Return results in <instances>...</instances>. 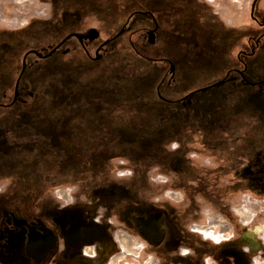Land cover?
<instances>
[{
	"label": "rangeland",
	"instance_id": "374dc122",
	"mask_svg": "<svg viewBox=\"0 0 264 264\" xmlns=\"http://www.w3.org/2000/svg\"><path fill=\"white\" fill-rule=\"evenodd\" d=\"M241 62L264 80V0H0V264H264V93L216 82Z\"/></svg>",
	"mask_w": 264,
	"mask_h": 264
},
{
	"label": "flooded vegetation",
	"instance_id": "af4514ba",
	"mask_svg": "<svg viewBox=\"0 0 264 264\" xmlns=\"http://www.w3.org/2000/svg\"><path fill=\"white\" fill-rule=\"evenodd\" d=\"M134 14H144V15H146L147 17H148V22H151V24L153 25V29H149V30H147V29H145L144 28V24H140L139 26H134L135 27V30L131 33V34H133V33H137V32H141L143 35H144V37L146 38V39H151V38H154L155 39V36H156V34H161V36L163 37V35H167V33H169V31H167V29L164 27L163 28V26H159V24H158V21L156 20V18L154 17V14L152 13V11L151 10H141V11H139V10H136L135 12H132V13H130L127 17H125V19L123 20V22L119 25V27H121L123 30L125 29V27L129 24V22H130V18L134 15ZM144 25V26H143ZM118 34H120V33H118ZM78 35V37H79V34H77ZM114 35V34H113ZM112 35V36H113ZM111 36V37H112ZM260 36V35H259ZM255 45L251 48V51H249L248 53L247 52H245L243 55H244V61H245V59H249L250 57H251V55L254 53V50L255 49H257L258 47H260L259 46V42L257 41V42H255L254 43ZM105 46V42H100L99 43V45H98V48L96 49V51H95V56H97V59L99 58V54H98V51H100L101 49H103V47ZM82 47H83V49L85 50V52L87 53V55L90 57V54H89V51H88V49H87V47L84 45V44H82ZM136 49V48H135ZM137 50V49H136ZM137 52L138 53H140V51H138L137 50ZM241 55H242V52H241V50L240 51H238V53H237V56H238V58L241 60V59H243L242 57H241ZM96 59V60H97ZM171 65V64H170ZM241 65H242V67L241 68H239V67H237V66H229L228 68H227V70H226V72H225V74L223 75V77L222 78H224V79H218L216 82L218 83V84H221V83H225V82H227V81H229V80H234L233 82L234 83H236V84H233V85H236V86H238L237 85V83H239V82H243V83H247V84H249V85H251V86H255V87H257L262 93H264V80H262V81H260V82H250V81H248L247 80V78H246V76H245V70L247 69V63L245 62V63H243V62H241ZM170 69H172V66H170ZM170 73L172 74L173 73V71H170ZM235 76V77H234ZM215 82V83H216ZM209 86H211V85H209ZM198 89H202V87H200V88H198ZM161 98V97H160ZM187 98H189V95H188V93H185L184 95H181V96H179V97H175V98H171V99H164V98H162V99H164V100H166V101H169V102H176V103H180V104H185V103H187L188 101H186V99ZM0 104H2V103H0ZM252 139V138H251ZM251 139H249L250 140V142H248L247 141V148H246V152H248L247 151V149L248 148H251L252 147V142H251ZM251 158H252V161L254 162V163H259V161L257 160V158L255 157V156H251ZM262 161V160H261ZM263 164V163H262ZM260 165V164H258V165H256V164H251V166H254V165H256V166H261V167H264V165ZM6 220V219H5ZM11 221H12V223L13 224H15V222L11 219ZM6 223L8 224V225H10L11 224V222H10V220H6ZM6 224V225H7ZM16 225V224H15ZM152 223L151 222H146L145 223V227L146 228H148V227H150V228H152ZM17 228H18V230L19 229H21V227L19 226V227H16V230H17ZM0 241L3 243V244H6L5 242H4V239L3 238H0ZM19 242L18 243H15V248L16 247H19ZM33 246V245H32ZM31 247V246H30ZM37 247V246H36ZM2 248V250H4L5 248H3V247H1ZM9 251V250H8ZM13 251H15L14 249L13 250H11V252H13ZM30 251L31 252H33L34 251V248L32 249H30ZM21 252H22V250L20 251V253L18 254V256L16 255V256H13V260H16L17 261V263L18 264H27L28 263V258H29V261H31V257H29L28 256V258H27V256H25V255H23V253H22V255H23V257L21 256ZM24 252V251H23ZM31 263H33V262H31ZM30 264V263H29Z\"/></svg>",
	"mask_w": 264,
	"mask_h": 264
},
{
	"label": "water",
	"instance_id": "95a60500",
	"mask_svg": "<svg viewBox=\"0 0 264 264\" xmlns=\"http://www.w3.org/2000/svg\"><path fill=\"white\" fill-rule=\"evenodd\" d=\"M74 36L78 37L77 34H74ZM58 45H59V44H57V45L55 46V48H56ZM31 52L34 53V54L37 55V56H47V55H49V54L52 53V50L49 51V52H48L47 54H45V55H40L38 52H36V51H34V50H31ZM94 59H97V56H95Z\"/></svg>",
	"mask_w": 264,
	"mask_h": 264
},
{
	"label": "bare ground",
	"instance_id": "6f19581e",
	"mask_svg": "<svg viewBox=\"0 0 264 264\" xmlns=\"http://www.w3.org/2000/svg\"><path fill=\"white\" fill-rule=\"evenodd\" d=\"M152 230H153V228H152ZM150 233V232H149ZM156 233V232H155ZM249 233V232H248ZM249 235V234H248ZM148 236H152V235H148ZM155 237V236H154ZM252 237V236H251ZM152 238V237H151ZM157 239V238H156ZM83 254H85V255H88V256H91V255H89V254H87L86 252H84ZM91 254V253H90Z\"/></svg>",
	"mask_w": 264,
	"mask_h": 264
}]
</instances>
